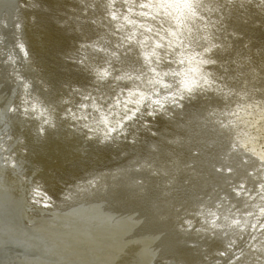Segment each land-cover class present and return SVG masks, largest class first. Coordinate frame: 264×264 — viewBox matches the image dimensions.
<instances>
[{"label": "clouds", "instance_id": "obj_1", "mask_svg": "<svg viewBox=\"0 0 264 264\" xmlns=\"http://www.w3.org/2000/svg\"><path fill=\"white\" fill-rule=\"evenodd\" d=\"M233 2L227 0L229 8H224L215 0H103L100 23L97 24L96 4L80 0L79 8L73 6L63 19L55 18L53 22L64 30L65 35L80 37L79 40L69 41L70 50L60 53V58L74 70L83 72L89 78V83L86 87L65 84L67 95L61 96L55 104L46 102L40 95L41 89L44 92L49 90L43 78L39 75L26 78L21 74V65H31L32 57L23 24L18 22L15 24L14 43L6 48L0 46V63L11 65L13 69L9 74L12 77V95L16 98V103L9 102L5 108L7 113L18 114L21 120L31 122L33 134L41 139L49 132H55L62 124L82 141H94L102 147L113 140L127 137L128 127L135 126L138 120L143 121L141 127L150 130L148 118L155 120L159 116L168 120L176 112H181L187 102L205 94L217 97L222 105L211 106V111L205 115L215 116L213 123L217 127L214 130L225 137V154L238 156L242 164L252 165L248 175L257 181L255 191L250 186L246 188L245 181L231 186L235 197L243 201L246 211L240 208L225 211L224 204L228 199L221 196L215 208L201 202L193 211L177 215L172 223L182 242L189 234L203 239L208 234L217 237V232L226 230L225 235L217 237L224 241L223 250L206 255L205 264H264V188L261 186L264 184V97L248 100L247 92L237 91L225 83L221 72L228 71L225 66L228 61L221 62L214 55H224L226 52L217 34L226 28ZM246 5H251V9ZM20 7L31 10L36 5L32 0H21ZM238 8L241 14L251 12L249 18L254 20V26H264V0H239ZM81 15L85 20L91 16V29L96 37H99L100 29L106 30L105 35L117 37L116 50L111 52V59H94L90 55L97 51V40L86 38L87 32L77 23ZM30 19L34 20L35 17ZM0 25L7 27V22L0 20ZM229 35L237 38L241 34L226 32L224 39L227 40ZM4 39L0 36V45ZM228 46H231L230 42ZM243 46L247 48L248 43L245 42ZM103 51L107 52L108 49ZM121 51L124 56L131 54L136 63L125 64L118 54ZM256 52L260 55L259 50ZM246 58L252 59L251 56ZM232 63L237 62L233 59ZM260 64L261 61L251 66V70L261 79L264 74L259 71ZM217 68L221 72H217ZM32 71L39 73L35 67ZM247 83L244 81V85ZM37 85L39 88H36ZM58 106H62V110ZM249 138L255 141L254 145L245 143ZM12 139L5 125L0 134V153H3L0 155V166L15 169L18 167L16 153L8 154V141ZM179 139L175 137L168 142L178 143ZM18 142L23 144L24 137H18ZM134 142L135 137L127 139V143ZM149 149L157 151V145L149 144ZM21 151L27 153L26 148ZM142 170L149 171L153 176L162 174L161 168L145 161L135 165L136 172ZM120 171L119 168L105 169L89 179L77 180L75 184H68L56 197L37 180L28 191V203L38 209L51 210L42 211L41 215L56 218L60 214L57 208L60 201L72 200L75 193L91 195L101 177L110 176L115 181ZM224 172L228 173L226 168ZM143 184L141 177L130 182L129 188L135 189L133 196L144 194ZM100 190L107 192L108 184L101 185ZM63 215L100 220L116 235L117 245L124 246L133 243L124 240V236L144 223V216L138 209L123 215L106 213L103 201L97 203L84 199ZM158 219L167 222L169 216L158 215ZM32 223L29 221L30 225ZM245 233H250V238L244 248H237L239 238ZM160 235L163 233H159L156 239ZM186 243L188 247L196 246L194 240H187ZM163 264L175 262L164 258Z\"/></svg>", "mask_w": 264, "mask_h": 264}, {"label": "bare ground", "instance_id": "obj_2", "mask_svg": "<svg viewBox=\"0 0 264 264\" xmlns=\"http://www.w3.org/2000/svg\"><path fill=\"white\" fill-rule=\"evenodd\" d=\"M40 1H42L44 4L49 5L48 8H52V10H54L53 8L55 7V10L57 11V8L59 7V4H56L57 2H53L54 0ZM88 1L90 2V4H96V11H100V6L103 3V0ZM79 2L80 0L66 1L68 5L63 4L64 10H66L65 5L68 7V9L70 7L72 8L73 6L78 8L79 5L77 4H79ZM215 2L223 4L224 8H229L227 0H215ZM238 3L239 0H234L233 5L230 9L231 16L226 21V28L217 34L220 38V41L224 43L226 52L224 55H221L219 53L214 54L217 60L221 62L225 60L228 61V63L225 65L228 71L224 73L221 72V69L219 68H217L216 71L221 72V74L224 75V82L227 83L230 87L235 88L237 91L242 90L244 92H247V99L251 100L253 97H264V80L257 77L255 73L250 72L249 68L238 69V66L236 64H238L240 60L252 56V54H255L257 45H262V43H264V37H262L261 35V37H255L256 35L254 34L255 32L253 33L252 28L250 29V27L245 24L246 22L244 23L243 21L238 19L239 17H241L237 16V14L241 12V10L238 8ZM7 4L9 7V0H7ZM60 4L62 5V3ZM0 5V7L7 6L5 2H0ZM40 6H42V3ZM246 6L249 9L251 8V5ZM64 10L62 11L61 9L60 12H57L59 14H64ZM3 11L5 12L7 11V9H4ZM67 11L69 12L70 10ZM67 11L65 12L67 13ZM7 16L8 15L4 14V16L0 18V20H4L3 18H7ZM16 17L17 15L13 16L11 20L12 25L10 26V30L7 31V33L1 35L5 39L3 41V44L0 46L6 48L7 45L14 43L13 33L15 30V23L17 21ZM98 22H100V18L98 19ZM51 28H54V30L57 32L55 27ZM262 28H264V26H262ZM105 31V29H101L99 31V36L102 35V37L101 40L100 38L98 39L99 42L97 43L101 46L104 43V37L107 38V44H112L113 42L108 38V36L105 35ZM232 31H235L241 35L237 38L229 35L228 39L225 40V33H231ZM24 36L28 40V43L31 44L30 47L34 53L33 55L36 54V51L38 52L39 50L41 51L42 49L47 48L51 44V39L54 40L55 43H59L62 39H64L65 41L67 37V35H64L62 32H60V30L57 32V34H43L39 31L38 33H33V31L27 30L24 31ZM49 37L51 39H49ZM229 42L231 43L230 47L228 46ZM245 42L248 43L247 48L243 46ZM96 47H98L97 44ZM48 55H50V53ZM261 56L258 55L256 57ZM46 58V56L40 58L38 64H42L41 61H45ZM233 59L236 60V64L232 63ZM259 59L261 60V58ZM252 62L253 58L249 60L247 65L243 66V68H246V66H253ZM31 65L35 67L36 63ZM25 66L26 65L21 66V74L26 78H35L38 75V73L32 71L33 67H29V71H32L30 74L26 73L27 70L24 71ZM49 68L46 69L49 70ZM68 68L71 69L70 66H68ZM10 71H12V68L9 65L7 66V64H3L2 69H0V82L2 83L0 89H9L12 85V77L9 74ZM236 73L239 74L238 78L234 76ZM246 73L250 74V76L243 78ZM229 77H231V79H229ZM240 77L242 78V80H240ZM243 81H247V85H244ZM51 82L52 84H54L53 81ZM36 88H39V86L37 85ZM257 88H261L262 90L255 91V89ZM53 91H55V87H53V90L50 93L44 92L41 89L40 95L45 98L46 102L55 104L61 97L59 95L63 94V92H59L57 95H55ZM1 98L2 96H0V99ZM220 105H222V102L217 97L212 96L211 94H205L203 97H198L195 101L185 103L184 109L181 112L178 111L179 113L173 116L176 121H174L172 126H170L169 132H167L166 135L158 138V141H153L152 144L157 145V151H151L149 148L148 150L145 149L144 152L142 151V155H139L141 158L135 157L134 160H132L129 164L127 161V165H125V167L119 165L118 167H114L111 164H108L109 161H111L113 155L109 153L111 152L109 145H114V143H116V140L113 141V143L111 142L102 147L98 146L101 149L99 150L97 146H94V141H82L74 133L69 132L66 128L64 129V126L62 124L57 127L55 132H49L46 137L43 138V142L39 143L41 145L40 147L43 148L42 151L45 152H51L50 150H48L50 148H53L52 150H54L55 148L61 151L67 147L65 151L66 157H64V159H61V157H59L57 162L48 164L47 166L50 167L51 171L48 172L43 170L45 173L50 174V176L53 174L55 175V173H60L61 170L64 171L66 168H62L58 172L56 171V168H61L60 165L64 161H66V159L69 158L71 160L75 158L80 152H82V149L87 152L89 158L87 159V161L78 160L71 167L76 168L77 166L81 165V162L84 164L87 162L92 163L91 161L94 162L98 160L101 164L100 166L102 167L94 169L90 174L93 176H96L98 173L102 172L105 169H121L119 176L115 181H113L110 176H103L101 177L100 183L97 185L95 193L88 195L87 198H82L79 196L78 198H74L72 202L71 200H69L70 202L66 201L67 203L63 202L59 206L57 205V208L59 210H64V208H68L71 205H76L81 199H84L89 202L96 200L97 203L103 201L104 212L107 211L108 213L111 212L110 209L120 210L123 213L138 209L140 210L141 215L144 216V223L124 236V240L133 241V243H129L127 244V246H124L123 244L117 245L116 235L109 231L106 224L102 223L98 219H84L76 215L65 217L61 212H59L60 214L56 218H53L52 216H45V218L40 217L35 219L33 215L38 216L39 212L32 208H28V216L26 217L29 218V221H32L30 219L32 218L33 223L31 225L27 224V226L23 227L30 231V233H25V231L21 232V236L23 237L22 238L20 236V232L18 233L17 231L16 233L14 229H5L4 227H6V225H3L2 227H0V244L3 246L5 245V243L13 244L15 242H20L21 239H30V234L34 232L39 239L43 241L45 240L47 243L50 242L49 245L54 246L51 247L54 262H50L47 264H109L107 262H98V254L97 256L93 255L95 251L101 253L100 255L103 258L106 257V260L111 259V257H113L114 254L116 255L117 253L119 257L117 258V260H114V262L110 264H148L150 263V261L152 262V264H163L164 258L172 259L175 264H205L204 257L206 255L215 251L223 250L224 241L217 237H219L220 235H225L226 230H221V233L217 232V237H213L211 236V234H208L205 235L203 239H201L200 236L196 234H190L191 236L188 238H184V241L182 242L180 235L174 230V226L172 223L173 220L177 215H180L184 211H193V208L195 209L201 202L215 208V204L221 196H223L225 200L228 199L227 204H224V201H221V203L224 204L225 211H227L228 209L235 211L236 208H240L241 210L246 211L247 209L243 208V201L235 197V193L232 192L231 186L233 184H238L239 182L245 181L246 188L250 186L252 190L255 191V186L257 183V181L253 180L252 176L248 175V170L252 167L251 164L244 165L241 163L240 157L235 155L227 156L225 154V137L218 135L214 130L217 127L213 123L215 116L205 115L207 112L211 111V106ZM58 109L62 110V106H59ZM10 116L11 113H8L7 117L9 118ZM200 117H204V119L201 120ZM10 121L12 122H10L8 126L12 123L16 124L17 122H20L17 117L11 118ZM21 122L22 123L19 125V129L22 128V130L27 129L28 124H31V122L28 121H26L25 123L23 120H21ZM138 122H140V120L135 122V126L128 127V133L131 132L133 128L136 130L138 126L137 124H139ZM131 127L133 128L131 129ZM15 130L17 129H13V132L11 128H9L7 130V133L9 135H12V137L14 138L18 134V132ZM175 137L180 138L178 143L168 142L170 139ZM125 138L126 137H123V139ZM79 142H81L83 146L81 144H79V146H76V144ZM15 144L18 145V142ZM124 144L125 147L128 146L127 140L126 142L122 141V143H118L117 145ZM118 153L121 154L119 150ZM50 155L54 156L53 153H51ZM25 157L26 160H29L27 156ZM44 159H46V156L45 158H42L39 155L38 157H36V160L40 162H44ZM141 161L152 164L156 168H161L162 174L153 176L150 175L149 171L147 170L136 172L135 165L140 163ZM169 161L172 162L168 163ZM29 162L32 163L31 161ZM223 165L230 166L232 168V172H218L217 169L221 168V166ZM26 166H29V164H26ZM83 166L86 165H82V167ZM16 172L20 175V177L25 178L27 175V173L21 172V170L18 169L16 170ZM13 174L8 176V179L11 181L14 187H19L16 183L17 180L12 177ZM42 177L46 176L44 175ZM136 177H141L144 181V184L142 186L144 187L145 192L143 195L133 196L132 192L135 191V189L129 188L130 182ZM36 179L37 178L34 177L32 178L33 182L29 180L28 183L27 181V194L31 184L34 183ZM105 183L108 184L107 192L100 190L101 185ZM19 193L20 192L18 188H14L13 193L11 192V197L8 193L7 195L5 191L0 187V210L3 211L4 208H6V201L8 199L9 202L11 200L14 202L15 199H17ZM107 197H109L110 200L107 199ZM153 205H155V207H153ZM221 211H223V209H221ZM123 213L121 215H123ZM163 214H167L169 216L167 222L159 221L158 215ZM17 215L19 216L18 212ZM28 218H26V220ZM15 219L13 221L12 218H10V222L12 221L11 225H17L16 223L18 222ZM53 223L54 226H51ZM15 225L12 228H14ZM159 233H163V235H160L159 239H156ZM250 235V233H245L242 237H240L237 246L243 245L242 248H244V244L250 238ZM68 237H72V239L69 240ZM229 238L233 239L235 237ZM225 239H227V237H225ZM67 240L70 242L72 241V246H70L66 242ZM187 240H194L196 242V246L188 247L186 243ZM253 243H255V241H253ZM58 245H60V249L61 247H64V251H59ZM78 248L82 249V252H85L86 257H84L82 253V257L76 254V252H80ZM18 250L19 249H16V252H14L15 254L13 253L15 256L11 257V260L15 263L43 264L40 260H37L38 258H34L33 256L28 257L21 255ZM246 251L248 250L246 249ZM103 252L107 254H103ZM229 258H231V253L229 254ZM44 264H46V262H44Z\"/></svg>", "mask_w": 264, "mask_h": 264}, {"label": "rangeland", "instance_id": "obj_3", "mask_svg": "<svg viewBox=\"0 0 264 264\" xmlns=\"http://www.w3.org/2000/svg\"><path fill=\"white\" fill-rule=\"evenodd\" d=\"M33 1L34 0H32V2ZM61 1L62 0H54L53 1L54 3L57 2L56 4H59V7L57 8V11H59V12H60L61 9H62V11L64 10L63 4L68 5V3H66V1H70V0H63L62 2ZM71 1H73V0H71ZM14 2H15V7H14V10H13V16L17 15L16 23L19 22V23L23 24V33H24V31L28 30V31H33V33H38V31H39V32H42L43 34L44 33H48V34H54L55 33V34H57V32L60 30V32H62L65 35L64 30L61 29V28H58L53 21H54L55 18L63 19L64 15L66 14L65 11L71 10V7L68 9V7L65 5L66 10H64V14H59L55 10V7L53 8L54 10H52V8L49 9L48 8L49 5L44 4L40 0H39V2H38V0H35L34 1L35 3L33 2V4L36 5V7H33L31 10H29V9H24L23 10V8L21 9L20 0L19 1L18 0H14ZM40 2L42 3V6H40L41 5ZM87 2L90 4V2L88 0H87ZM60 3H62V5ZM67 13H68V11H67ZM245 14H241V12H240L239 14H237V16L238 17L241 16V17H239V18L237 17V18L239 20L243 21L244 23H245V21L248 22V23L246 22L245 24H247L248 27H250V29L252 28L253 33L255 32L254 33L256 35V36L254 35L255 37H257V36L259 37L260 35L262 37H264V28L254 26V20L249 18L251 16V12L245 13ZM32 16L35 17L34 20L30 19V17H32ZM25 17H27V18H25ZM95 18L97 20V24H99L100 22H98V19L100 18V11L99 12L96 11ZM3 19H4L3 21H6L5 19H7V18H3ZM90 19H91V16H89L88 20H85L84 15H81L80 19H79V21L77 23H78L79 26L84 28L85 32H87L86 33V38H88V39H92L93 38V39H96L97 42H99L98 39L100 38V40H101L102 35H100L98 38L95 36V32L92 31V29H91L92 25L90 24ZM11 20L7 23V27H4L3 25H0V36L3 35L4 33H7V31L10 30V26L12 25ZM249 20H250V22H249ZM51 27H55L57 32L54 30V28L52 29ZM36 28H38V29H36ZM32 35H34V34H32ZM106 36H108V35H106ZM108 38L111 39V41H113L112 44L111 43L107 44L106 43L107 38H105V37H104V43H103L102 46L100 44L96 43L98 45V47H96L97 51L90 53V55H92V57L94 59H102V58L111 59V56H110L111 52L116 50V48L114 46V43L116 42L117 37L114 38V37L108 36ZM73 39L79 40L80 37H78V36H76V37L67 36L65 41H64V39H62L61 42H59V43H55V41L51 39V41H50L51 44L47 48L42 49L43 50V51L41 50L42 52L40 50L38 52L36 51V54H35L36 56L33 55L34 53L31 50V47H30L31 44L29 43L30 55H31L32 60H33L31 64L36 63L35 67H37V69L40 68L38 75L41 78H43L44 81L49 85V90H48L49 93L53 90V87H55V91H53L54 94L57 95L59 92H63V94L59 95V96H63V95H67V94H65V93H67L65 91V88H64L65 84H69V85L70 84H76V85H79V86H85L86 87L88 85V83H89V78L83 72L74 70L70 64H65L60 58V53H63V52H66V51L70 50L71 45H70L69 41L73 40ZM109 46H112V47H109ZM263 46H264V43H262V45L261 44L257 45V47H256V50H259L260 56L264 55V52L261 51L262 49H264ZM105 48L108 49L107 52L103 51V49H105ZM258 48H260V49H258ZM56 52H57V54H56ZM49 53H50V55H48ZM118 54L121 56V58H122V60H123V62L125 64H134V63H136L133 60V56L131 54H129L127 56H124L122 51L120 53H118ZM255 54H252V56H251L253 58V62H252L253 66H256L257 63H259L261 61L259 58L262 59V56L261 57H256L258 55L257 54L255 55ZM254 55H255V58H254ZM45 56L48 58V60L46 58L45 61H43V60L41 61L42 64H38L39 59L42 58V57H45ZM248 62H249V60L244 58V59L240 60V62L238 64H236V65L245 66V65H247ZM3 64L4 63H0V69H2ZM43 65L45 66V68H44ZM9 66L12 68L11 65H9ZM68 66H70L71 69H69ZM29 67H33V66L32 65H30V66L26 65L25 68H24V71L27 70L26 73H28V74H30L32 72V71H29V69H30ZM49 67H53V68H49ZM46 68H49V70H47ZM248 68H249V66H246V68L245 67L244 68L243 67H238V69H248ZM238 75L239 74L236 73L234 76L238 78ZM249 76H250V74L246 73L243 76V78L244 77H249ZM240 80H242L241 77H240ZM51 81H53L54 84H52ZM1 86H2V83L0 82V87ZM51 86H53V87H51ZM12 88H13V85H11L9 89H5V88L0 89V96H4L3 94H5V96H6L5 99L8 100V103L12 102V100H13L12 103H16L15 102L16 98L13 97V95H12ZM3 101H5V100H3ZM2 107L4 108V106L2 105V102H0V109H2ZM178 113L179 112L175 113L174 115H176ZM13 117H17V119H19L20 122L19 123L17 122L16 124L12 123L11 125L8 126V124L10 122H12L10 120ZM148 119L150 120V125H149V129L150 130H147L145 127H141V125L143 124V121H140V122H138L139 124H137L138 126H137L136 130L133 127H131V129L133 128L134 131L132 130L131 132H129L128 136L125 139H123V137H122L121 140H119V141L116 140V143H114V145L113 144L109 145L110 146L109 148L111 150V152H109V153L113 154L112 158H111V161H109V163H108L109 165L111 164L114 167H118V165L125 167V165H127V161H128V164H129V163H131L132 160H134L135 157L141 158L139 155H142L141 153H143L145 151V149L148 150L149 144H152L153 141H158L157 140L158 138L166 135L167 132H169L170 126H172L173 122L176 121V119L174 117H171L168 120H165L164 118L159 117V116L156 117L155 120H151V118H148ZM24 122L26 123V121H24ZM21 123H22L21 122V118L19 117L18 114H11V116L9 118L8 117L5 118L4 121L2 122L1 128H0V134L3 133L5 125H7V130L9 128H11L12 131H13V129H17L15 131H17L18 134L14 138L12 137L13 139L11 141H8L9 142L8 145H9V148H10V152L8 154L10 155L12 152H15L17 154L16 155V160H17L18 167L15 168V169L8 168L6 166H4V167L6 168V171L8 173H12V174L14 173L17 176V178H18L17 184L19 185V187H14V185L12 183H11V185L14 188H18V190L20 192L24 191V196L27 194L26 186L29 183V180L32 181V178H34V177L37 178L35 180V182L37 180L42 182V184L44 186H46V188L48 189L50 194H52L54 197H56L57 194L59 192L63 191L64 188L68 184H75V182L77 180L89 179L90 177H93V175H90V174H91V172L94 169L102 167V166H100L101 164H100V162L98 160H96L94 162L91 161L92 163L87 162V163H84V164L81 162V165L77 166L76 168L71 167L78 160L87 161V159L89 158V155L87 154V152L82 149V152H80L75 158H73L71 160L69 158L66 159V161H64L60 165L61 168H56L57 172L60 169H62V168H66L67 169V170L65 169L66 171L65 170L64 171L61 170L62 172L60 171V173H58V174L55 173V175L53 174L54 176L53 175L50 176V174L45 173L43 170L48 171V172L51 171L50 167L47 166L48 164H52V162L53 163L57 162L59 157H61V159H64V157H66V152L65 151H66L67 147L64 148L61 151L58 150V149H55V148H54V150H52L53 148L51 149L50 147H48V148H50L48 150H50L51 152L42 151L43 148L40 147L41 145L39 143H42L43 139H41L38 136L33 134L32 126H31L30 123L28 124V128L27 129H25V130H22V128L19 129V125ZM63 128L65 129V127H63ZM21 130H22V132H21ZM153 133H155V135H153ZM18 136L19 137H21V136L24 137V143L23 144L18 142ZM131 137H135V142L134 143H128V146H126V147H125V144L124 145H117L118 143H122V141L126 142V140L128 138H131ZM113 141H115V140H113ZM113 141H112V143H113ZM17 142H18V145L15 144ZM79 144H81V142L77 143L76 146L77 145L79 146ZM81 145L83 146V144H81ZM94 146L96 147L97 145L95 144ZM23 148L27 149V153H23L21 151V149H23ZM97 148H99V150H101L100 147L97 146ZM118 150L121 152V154L118 153ZM51 153H53L54 156H58V157H54L53 155H50ZM0 155H3V153H0ZM38 155L41 156L42 158H45V156H46V159H44V162L43 161L40 162V161L36 160V157H38ZM25 156H27V158L29 160H26ZM29 161H31L32 163H30ZM135 161H137V160H135ZM26 164H29V166H26ZM82 165H86V166L82 167ZM17 169L21 170V172L27 173V175H26V177L24 179H21L20 175L16 172ZM44 175L46 177H42ZM27 181H28V183H27ZM95 192L96 191H94V193ZM88 195H89L88 193H84V194L75 193L73 198H72V200L74 198H78L79 196L82 197V198L83 197L87 198ZM25 198L28 201V199H29L28 198V194L25 196ZM107 199L110 200L109 197H107ZM72 200H71V202H72ZM66 201L70 202L69 200H63V201H60L57 205L59 206L63 202L67 203ZM92 202H97V201L95 200V201H92ZM75 206L76 205H71L68 208H64V210H62V209L59 210V212L64 213L66 210L71 209L72 207H75ZM28 208L29 209L32 208V209H34V210L39 212L38 216L33 215V217L35 219L36 218H40V217L41 218H45V215H41L42 211H51V210L38 209V208H35V207H33L32 205L29 204V207L26 208V216H28V210H29ZM176 209H178V208H176ZM110 210H111L110 213H119V214L123 213L120 210H114V209H110ZM193 210H194V208H193ZM106 213H108V212L106 211ZM183 213H185V211L182 212L181 214H183ZM123 214H125V213H123ZM30 217H32V216H30ZM26 218H28V217L24 218L25 225L29 224V218L27 220H26ZM30 219L33 221L32 218H30ZM190 236L191 235L189 234L186 238H188ZM242 246L243 245L236 246V247L237 248H242ZM78 249H79L80 252H76V254L78 256H80V257H82L83 255H84V257H86L85 252H82L81 251L82 249H80V248H78ZM97 254H98L97 260L100 263H106L107 262V263L110 264V263H113L114 260H117V258L119 257V255L116 253V255L114 254L113 257H111V259L106 260L105 259L106 257L103 258L100 255L101 253H98L96 251L93 253L94 256H97ZM103 254H107V253L103 252ZM150 263L152 264L151 261H150ZM150 263H148V264H150Z\"/></svg>", "mask_w": 264, "mask_h": 264}, {"label": "water", "instance_id": "obj_4", "mask_svg": "<svg viewBox=\"0 0 264 264\" xmlns=\"http://www.w3.org/2000/svg\"><path fill=\"white\" fill-rule=\"evenodd\" d=\"M9 1H10V5L8 7L7 0H0V2L6 3L7 6L6 5L4 6L8 7V8L0 7V17L4 16V14L8 15L6 19L7 23L13 18V10L15 7L14 0H9ZM4 9H7V11L4 12L3 11ZM3 95L4 96H2V98L0 99V102H2V105L4 106V108L2 107L4 111L0 112V128H1L2 122L4 121L5 118H7V115H8V113L6 112V108H5V106L8 104V100L5 99L6 98L5 94ZM11 174L12 173H8L6 171V168L4 166H0V187L5 191L6 194L8 193L10 196L12 195L11 192L13 193V188H14L12 187L11 182L8 179V176H10ZM12 177H14L15 179L17 178L15 174H13ZM16 180L18 182V178ZM8 200L6 201V208H4L3 211L0 210V227H2L3 225H6V227H4L5 229L6 228L14 229L16 233L17 231L18 233L20 232V236H21V232L23 231L29 234L30 231H28L27 229L23 227V226H27L25 225L24 218L26 217V208L29 207V204L27 203L28 201L26 200L24 196V191L23 192L21 191L19 193V195L17 196V199H15L14 202L11 200L10 201L11 203H10ZM17 212L19 213V216L17 215ZM10 218H12L13 221L16 218L15 220H17L18 222L16 223L17 225L14 224L15 225L14 228H12L14 225H11L12 221L10 222ZM30 236H31L30 239H24V240L21 239L20 242H15L13 244L5 243V245L3 246L0 244V264L4 262H6L4 264H17V262L15 263L14 261L11 260L12 259L11 257L15 256L14 252H16L15 251L16 249H19L18 251L21 253V255L28 256V257L33 256L34 258H38L37 260H40L43 264L44 262H46V264L50 262H54V257H52V249H51L53 245H49L50 242L47 243L45 240L43 241L39 239L38 236L34 232L31 233ZM68 238L70 240L72 237H68ZM66 242L70 246H72L71 245L72 241L70 242L67 240ZM19 243H22V244H19ZM59 246L60 245H58V250L64 251L63 250L64 247H61L60 249Z\"/></svg>", "mask_w": 264, "mask_h": 264}, {"label": "snow or ice", "instance_id": "obj_5", "mask_svg": "<svg viewBox=\"0 0 264 264\" xmlns=\"http://www.w3.org/2000/svg\"><path fill=\"white\" fill-rule=\"evenodd\" d=\"M20 47H21V51H23V46L21 45ZM261 51L264 52V49H262ZM245 59H247V58H245ZM249 71L252 72L251 66H249ZM259 71H260L261 74H264V55H262L261 64L259 66ZM261 79L264 80V75H262ZM245 143H250V144L254 145L255 141L252 138H249L247 141H245ZM262 148H264V146H262ZM253 151H254V148H253ZM262 154H264V153H262ZM225 168L227 169L228 173L232 172V168L230 166H224V165L221 166V168L217 169V171L218 172L219 171H224ZM261 186H262V188H264V184H262Z\"/></svg>", "mask_w": 264, "mask_h": 264}]
</instances>
